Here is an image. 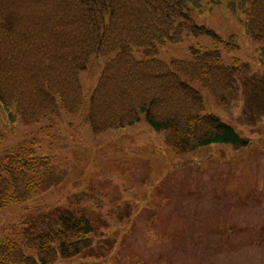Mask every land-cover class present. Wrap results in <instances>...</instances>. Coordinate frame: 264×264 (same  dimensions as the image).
Instances as JSON below:
<instances>
[{"label": "rangeland", "instance_id": "1", "mask_svg": "<svg viewBox=\"0 0 264 264\" xmlns=\"http://www.w3.org/2000/svg\"><path fill=\"white\" fill-rule=\"evenodd\" d=\"M227 1L198 0L180 21L206 27L216 40L186 36L154 57L190 60L189 49L200 47L237 64V89L224 106L199 83L190 85L204 113L249 145L213 144L178 156L173 133L154 130L142 113L134 125L94 134L88 103L104 64L94 55L79 75L83 104L76 114L59 111L26 126L10 123L0 103V159L21 145L53 161L43 193L0 211V236L18 226L23 239L34 240L68 212H81L94 222L90 245L53 264H264V39L247 36L244 13L233 14ZM134 57L148 59L141 51ZM32 246L24 247L27 254Z\"/></svg>", "mask_w": 264, "mask_h": 264}, {"label": "trees", "instance_id": "2", "mask_svg": "<svg viewBox=\"0 0 264 264\" xmlns=\"http://www.w3.org/2000/svg\"><path fill=\"white\" fill-rule=\"evenodd\" d=\"M219 4L221 0H210ZM198 0H0V103L10 123L30 126L59 111L76 114L83 104L79 75L94 55L104 64L88 103L94 134L134 125L143 114L156 131H171L176 155L220 144L243 150L249 142L214 115L190 83L210 92L219 106L237 89V64L216 49L191 47L190 60L164 62L154 56L167 43L214 32L183 25L188 5ZM244 13L245 32L264 39V0H228ZM218 41V40H217ZM264 55V48L261 49ZM134 51L148 59L138 60ZM2 134L0 131V142ZM49 156L18 146L0 159V211L43 193ZM91 219L67 213L59 226L34 240L19 227L0 236V264H53L71 259L91 243ZM32 241L31 243H28ZM33 245V246H32ZM27 254L24 247L29 249Z\"/></svg>", "mask_w": 264, "mask_h": 264}]
</instances>
